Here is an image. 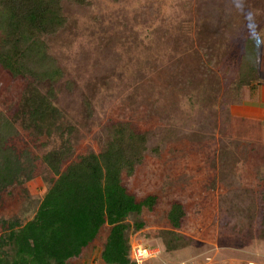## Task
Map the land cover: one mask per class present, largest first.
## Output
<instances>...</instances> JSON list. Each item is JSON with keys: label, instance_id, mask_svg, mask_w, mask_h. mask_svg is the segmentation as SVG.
<instances>
[{"label": "rangeland", "instance_id": "obj_1", "mask_svg": "<svg viewBox=\"0 0 264 264\" xmlns=\"http://www.w3.org/2000/svg\"><path fill=\"white\" fill-rule=\"evenodd\" d=\"M249 11L260 32L256 84L264 0H243L242 9L233 0L65 3L66 26L48 38L63 72L54 103L74 129L75 155L99 153L117 122L148 136L143 162L123 176L137 201L155 197L126 220L129 245L158 252L145 264H264V158L227 134ZM29 88L0 67V113L17 128L3 149L23 165L11 180L0 167V264L14 258L9 237L34 217L53 180L44 155L60 146L58 137L29 125ZM174 203L185 212L179 228L169 221ZM109 230L104 226L70 264L101 260Z\"/></svg>", "mask_w": 264, "mask_h": 264}, {"label": "trees", "instance_id": "obj_2", "mask_svg": "<svg viewBox=\"0 0 264 264\" xmlns=\"http://www.w3.org/2000/svg\"><path fill=\"white\" fill-rule=\"evenodd\" d=\"M88 0H0V67L13 78L30 82L25 96L26 118L37 134L58 137L60 146L47 152L43 162L53 175L34 217L11 233L14 258L9 264H70L109 226L101 261L104 264H134L126 222L132 214L151 208L155 197L137 201L123 182L143 162L148 136L131 124L111 125L104 148L75 155L74 129L65 126L55 105V85L63 72L49 52L48 38L66 26L65 3L86 5ZM260 40L244 38L238 90L255 87L258 77ZM238 91V101L241 94ZM17 132L15 123L0 113V167L7 180L22 175L23 165L3 149ZM233 141V140H231ZM261 226L264 228V194H261ZM185 212L174 203L169 221L179 228ZM264 231V229H263Z\"/></svg>", "mask_w": 264, "mask_h": 264}, {"label": "crops", "instance_id": "obj_3", "mask_svg": "<svg viewBox=\"0 0 264 264\" xmlns=\"http://www.w3.org/2000/svg\"><path fill=\"white\" fill-rule=\"evenodd\" d=\"M227 130L230 140L244 143L253 153L259 150L264 158V52L260 79L253 89H243L241 101L230 107Z\"/></svg>", "mask_w": 264, "mask_h": 264}, {"label": "built area", "instance_id": "obj_4", "mask_svg": "<svg viewBox=\"0 0 264 264\" xmlns=\"http://www.w3.org/2000/svg\"><path fill=\"white\" fill-rule=\"evenodd\" d=\"M157 251L142 244H132L130 246V259L134 264H145L157 255Z\"/></svg>", "mask_w": 264, "mask_h": 264}, {"label": "clouds", "instance_id": "obj_5", "mask_svg": "<svg viewBox=\"0 0 264 264\" xmlns=\"http://www.w3.org/2000/svg\"><path fill=\"white\" fill-rule=\"evenodd\" d=\"M234 6L237 9L243 8V0H233ZM247 20V30H248V38L254 42H258L260 38V32L258 30V25L255 22L253 14L249 11L246 13Z\"/></svg>", "mask_w": 264, "mask_h": 264}]
</instances>
